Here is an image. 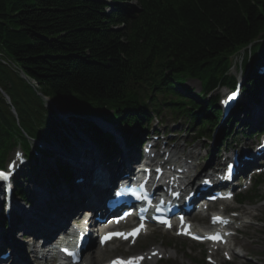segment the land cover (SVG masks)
<instances>
[{
	"label": "trees",
	"instance_id": "16d2710c",
	"mask_svg": "<svg viewBox=\"0 0 264 264\" xmlns=\"http://www.w3.org/2000/svg\"><path fill=\"white\" fill-rule=\"evenodd\" d=\"M261 41L264 0H0V168L16 144L29 149L22 131L49 138L58 127L30 82L101 147L113 139L88 118H109L128 139L145 129L148 106H165L203 136L221 114L217 98L205 96L233 88V58L243 55L244 94L259 102L264 77L249 70L264 60ZM189 80L201 83V94L185 87ZM47 173L70 175L59 162ZM17 195L28 198L21 186Z\"/></svg>",
	"mask_w": 264,
	"mask_h": 264
},
{
	"label": "rangeland",
	"instance_id": "374dc122",
	"mask_svg": "<svg viewBox=\"0 0 264 264\" xmlns=\"http://www.w3.org/2000/svg\"><path fill=\"white\" fill-rule=\"evenodd\" d=\"M129 4H130V6L135 7L134 2H130ZM111 12H112V9L109 10V13H111ZM242 58H243V55L237 57V59L234 61L232 69H231V75L236 76V77H240V74H241L240 65H241V62H242ZM185 86L187 88L194 89V91L197 94L199 93V91L201 89L200 82L197 81V80H190V81H188L185 84ZM225 91L226 90L223 89V90H220L219 92H217L216 94L221 96ZM261 98L263 99V105H253V104H251L250 107H249V110L247 111L249 115H246L247 116L246 118L244 116H242L244 113L243 114L241 113L242 114L241 116L238 115V119H239V121H241V124L244 122V125L245 124L252 125L251 123H253V121H254L253 120V116H254L255 111H259V113L264 114V92L263 91L261 92V95H260V99ZM5 99H6V102L9 101L7 98H5ZM67 115L65 114V122L70 124L71 133L70 134H68V133L65 134L64 132H62L61 135L62 136H66L67 138L69 137V140L71 139V144H75L76 141H78V143L75 145V148L79 149V148L82 147L81 143L79 142L80 140H83V142L85 141L87 144H89V146H92L93 148L92 147H87V148L85 147L84 151L85 152H89V155L88 156H84L83 159L87 160L88 157L90 156V152L98 153L97 151H98V149L100 147H98V145H95L94 141L90 138L91 135H90L89 131L84 127L83 122L77 121L76 125H74V124H72V122L70 123L68 121V117L71 118V116L68 113H67ZM77 119L79 120L78 117H77ZM163 121H164V123H166V125H164V129H167L168 131H170L172 128L177 129L176 132L179 131V134L181 132L185 131L186 126L184 125V123L183 124L179 123V125H178V123H176V126L172 127L171 123H174V121L171 120V118L169 116L166 117V118H163ZM181 122H183V121H181ZM177 125H178V127H177ZM225 126H227V125H225ZM225 126H223V128ZM244 128L245 127L242 126V127H240V129L238 131L240 132ZM108 129H110V132H114L113 129H111V128H108ZM190 131L191 132L189 133L188 136H185V135L183 136L184 137V143H187L188 145H192V147H195L194 154H195V158H196V163H197V165H199L198 166V170L199 171L200 170L203 171V169H205L206 165L211 160H212L211 161L212 164L215 163V158L214 157L217 156V152L219 151L217 149V146L220 145V144L219 145L217 144L219 139L215 138V140L213 142H211V143L209 142V140H206V139L204 141H199L198 142L196 140H193V139H195V135L193 134V132H195V129L190 130ZM217 131H218V133H217L218 136L217 137L222 136L221 131L219 130V128H218ZM114 136L116 137V141L119 143L118 146L120 147L121 150L119 149V147H117V148L120 150L121 154H123L124 148H123V145H122L123 141H122L121 135H120V133H116L115 132ZM225 138L228 139V136L225 137ZM235 138L239 139V141H241V142H244L243 145H247V143L250 142V140H248L247 138L243 139V137H241V134L235 135ZM59 139H60V137H59ZM55 143L60 144L59 141H57ZM230 143H231V145L233 144L232 141H230ZM14 148H15V146L13 148H11V150H14ZM126 148H129V147H125V149ZM223 148H224V146H223ZM130 149H132V148L130 147ZM80 151L83 152V148ZM134 152L138 153V149L134 150ZM12 153H13V151H11V153L9 155V158L12 156ZM62 154H63L64 161L69 162L70 158L67 156L68 153H66L64 149H63V153ZM58 155H60V154H58ZM69 156L71 158H74V157L78 156V154L69 155ZM106 162H108V159L103 157V161H101V165L103 167H106V164H105ZM36 166L37 167L34 168V170H32V171L28 170V168H26V169H24L21 172H16L17 175H16L15 179L10 181L11 186H14V184L15 185L17 184V186H18L20 184L19 183L20 180L24 177V180L22 182L24 184V189L31 196V200H32L31 204L33 206H35V207H33L31 205L30 208L27 207V208H29L28 210H26L25 212H22V213L25 214V216L28 214L26 217L21 219L24 222H25V220L27 218L30 217L29 215H32V214L36 215L37 214L36 212L38 210H39V212L45 210V206H44L45 203L44 202H45L46 199L45 200L43 199L44 198V194H42V195L39 194V196H38L37 192H39V191L42 192V189H43L45 192L47 191V193H49L52 190V188L56 189V188H59V186H61V184H58V185L52 187L50 185L51 182H49L47 180L46 171H47V169L49 167H53V165L50 164V165H47V166L44 167L43 164L42 165L41 164H37ZM68 167H69V169H71L70 165ZM54 170L56 171V169H54ZM22 172H23V174H22ZM70 172L72 173V175H70L67 178V181H68V183H72V184H69V186L62 185L64 188L70 189V190H68V193H70V191L73 189V187H74L73 185L76 182V181H74L73 177L78 175L77 177L79 178V176H82L81 174H77L76 175L74 169L70 170ZM22 175H24V176H22ZM40 176H42V179L40 178ZM263 176L264 175H262L260 179H262ZM71 179H72V181H71ZM58 181H59V178H58ZM258 190H259V191H257L258 194L259 195H263V197H264V184ZM68 193L66 191H64V190L62 191V189H61L60 192H58L59 196H63V195L68 194ZM0 199H1V195H0ZM13 200H15V199H13ZM16 200H15V202H16ZM42 203H44V204L42 206H40ZM15 204H16L15 206H12L14 209H11V212L13 213V217L14 218H15V214H18L21 211V208H20L21 205L19 203H17V202ZM4 208H5V204L2 205V208L0 207V223H2V224H3V221H2L3 220V218H2V212L3 211H2V209H4ZM259 211H260L259 212V216L262 217V219L264 220V207L263 208L261 207L259 209ZM252 215H255V214H252ZM16 216H18V215H16ZM36 217L40 218V215L37 214V216H35L34 218H36ZM31 224H33V223H31ZM2 229L3 228H1V226H0V238L2 236V232L4 233V231ZM10 230H11V228H10ZM10 230H7V232H6L7 236L10 235V233H9ZM16 233L19 236L22 235V231L21 230H17ZM260 233H261V227L257 226V225H254V223H253L252 227L249 229V236L255 235V237L257 239H259V243H261V244L258 243L257 246L255 244H251L249 239L246 240V241H244V239H242V238L239 239V241H242L241 243L245 246V248L248 251V254H249L248 263H250V264H264V236H261ZM23 240L27 241V239H23ZM6 241L10 242V238L7 237ZM7 242L5 244H8ZM20 242H22V241L20 240ZM20 242H19V244H20ZM183 243H186V242L183 241V240H175L170 235H166L165 236V235H160V234H154L151 237H148L145 240L140 241V243L138 245L139 250L136 251V252H140L141 250H146L151 245L156 246V245H161L162 244V245L168 246V247L171 246L172 250L174 252H176V258H175V260L172 261L173 262L172 264H203L202 261H203L204 258H202L203 254L200 252V249L196 248L195 246H192V245H190L188 243H187V246L184 247ZM190 250L192 251V254H190ZM123 251H126V248L124 246H123ZM92 252H89V254L88 255L86 254L87 256L85 255L84 257H86L88 259L91 255H93ZM118 255H120L119 252L113 253L111 251L110 252L107 251L105 253V256L103 254L100 255L101 259H100L99 262L98 261H95V262H96V264H100V263H103V262H105V261H107V260H109V259H111V258H113L115 256H118ZM127 255H129V254L124 253L123 256H127ZM239 262L240 261H238L237 264H239Z\"/></svg>",
	"mask_w": 264,
	"mask_h": 264
},
{
	"label": "bare ground",
	"instance_id": "6f19581e",
	"mask_svg": "<svg viewBox=\"0 0 264 264\" xmlns=\"http://www.w3.org/2000/svg\"><path fill=\"white\" fill-rule=\"evenodd\" d=\"M34 85H36V84H34ZM57 106H59V105L57 104ZM148 109L150 110L149 112L151 113L153 108H152V106H148ZM242 116H244V115H242ZM262 117L264 118V114L259 113V111H255L254 116H253V120H254L253 122L257 123L258 119H261ZM216 126L214 128H216ZM225 129H226V127H224L223 132L225 131ZM80 143L82 146L81 148H79V149L74 148L73 155L78 154V156H76L74 158H70L69 163L71 165L70 164L69 165H70L71 169H69V170L74 169L76 175L81 174L83 177L79 176V178H78L77 177L78 175L73 177L74 181H76V182L73 185L74 187L70 191V193H68V190H70V189H66L62 185L69 186V184H72V183H68L67 178L59 177V184H61V186H59V188H56V187H55L56 189L52 188V190L49 193H47V191L45 192L43 189H42V192L41 191L37 192L38 196H39V194L40 195L44 194L43 199L44 200L46 199L44 202L45 204L42 203L40 205V206H42L44 204L45 210H43L41 212H39V210H38L36 212L37 214L40 215V218L39 217L34 218L35 216H37V214L36 215L32 214V215H29L30 217L27 218L25 220V222L21 220L22 218H24L28 215L27 214L25 216V214L22 212H25L26 210H28L31 207L32 200L30 201V206H28L27 203H25V205L29 208L26 209V208H23L22 206H20L21 211H20V213L15 214V218L13 217V213L10 211L9 215H10V222H11V225H10L11 230L9 228L10 235L8 236L10 238V242L6 241L7 237L4 236V238H3L1 236L0 248L4 247L5 249H11L12 250L13 255H14L13 260H12V264H32V262H30V260L28 261V255L26 258V253L24 252V250L22 253L23 246L19 244L20 240L23 241V239H27L29 237L32 238L40 230H46L49 228L56 229L57 227H59L61 224L66 222V220H68L66 217H68L71 214L70 205H72V204H76L77 206L82 207L88 203H89V205L90 204L92 205V203H90L92 201H94L95 204L98 203L100 201L99 199L105 193H107L110 186L112 185L114 178H115V175L117 173V170L122 168V167H126L128 162L130 161V159H132L133 157L136 156V153H134L132 150H128L127 148L125 149V146H123V148H124L123 154H121L120 148H119L120 150L117 148V151L114 152L115 155L119 157L118 160L116 159L117 161L106 162L105 163L106 167H103L101 165V161H103L104 154L99 150L97 151L98 153L90 152L91 157L90 156L88 157L89 160L88 159L84 160L83 157L89 155V152L84 151L85 147L87 148V147H92V146H89V144H87L86 142L85 143L80 142ZM82 148H83V152L80 151V150H82ZM25 151L29 152V149H25ZM122 158L124 159V161L122 163H120V160ZM215 159H216V156H215ZM70 175H72L71 172H70ZM70 175L68 174V176H70ZM80 180H81V182H79ZM16 186H17V184H16ZM16 186H15V184H14V186H11V183L8 180L6 182H4V184L0 183V195H1L2 191H7L9 189V187H11L12 189H17L18 186L17 187ZM60 188L62 189V191L64 190L68 194H65L63 196H59L58 192L61 191ZM85 202H87V203H85ZM15 203H16L15 200H13L12 206H15L16 205ZM0 206L2 208V205H0ZM10 207H11L10 205L6 204L4 210L10 209ZM33 207H35V206H33ZM78 210H81V208H79ZM77 214H79V213H77ZM16 215H18L19 217ZM5 217H7V216H5ZM31 223H33V224H31ZM17 230H21L22 235L19 236L16 233ZM29 240H31V239H29ZM33 240H35V239H33ZM6 242L8 244H5ZM32 242L34 245L35 242L34 241H32ZM157 250H159V249H157ZM47 251L48 250H46V252ZM33 252H36L35 248H34ZM28 253H30V251H28ZM92 253H93V255H91L88 259L85 257L86 260L84 262L86 264H96L95 261L99 262L101 259L100 255L101 254L104 255V252L102 250L93 251ZM29 257H32V255H29ZM42 263H43V261H42Z\"/></svg>",
	"mask_w": 264,
	"mask_h": 264
},
{
	"label": "snow or ice",
	"instance_id": "6c2138e0",
	"mask_svg": "<svg viewBox=\"0 0 264 264\" xmlns=\"http://www.w3.org/2000/svg\"><path fill=\"white\" fill-rule=\"evenodd\" d=\"M231 167V166H230ZM4 178V174L3 173H0V179H3ZM142 187V186H141ZM219 218H215L214 219V222H216V220H218ZM162 223H165V224H167L168 223V221L167 220H163V221H161ZM142 227V226H141ZM140 229H136V230H134V232L132 233V234H135V232H138ZM185 234H187V233H185ZM112 236H119V237H121V238H124V239H127L128 238V234H124V233H110V234H108V235H106V236H104L103 238H102V240H101V242L103 243L104 241H106V240H108V239H110V238H112ZM194 238H196V239H202L201 237H194ZM208 239H210V240H213V241H216V240H219L220 239V237H219V235L217 234V235H215V236H209V237H207ZM142 259V258H141Z\"/></svg>",
	"mask_w": 264,
	"mask_h": 264
}]
</instances>
